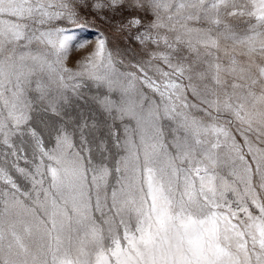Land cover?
<instances>
[{"label": "snow or ice", "instance_id": "obj_1", "mask_svg": "<svg viewBox=\"0 0 264 264\" xmlns=\"http://www.w3.org/2000/svg\"><path fill=\"white\" fill-rule=\"evenodd\" d=\"M0 264H264V0H0Z\"/></svg>", "mask_w": 264, "mask_h": 264}, {"label": "rangeland", "instance_id": "obj_2", "mask_svg": "<svg viewBox=\"0 0 264 264\" xmlns=\"http://www.w3.org/2000/svg\"><path fill=\"white\" fill-rule=\"evenodd\" d=\"M83 16H85L90 22L91 25L87 31H81L79 28H75L73 26V31L77 34L79 39H87L90 41L89 45L85 49H74L72 53L70 54V60L69 65L75 63L78 59L85 56L88 52L91 51L92 47L94 46L97 33L102 32L104 35L108 36L110 40L112 41L113 45L120 44V38L119 34L116 33L115 29L112 28L108 22L94 17L90 12L87 10L82 13ZM119 20V17H117V21ZM115 23V21L113 22Z\"/></svg>", "mask_w": 264, "mask_h": 264}]
</instances>
